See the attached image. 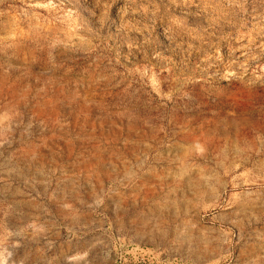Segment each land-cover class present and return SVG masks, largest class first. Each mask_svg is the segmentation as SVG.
I'll return each mask as SVG.
<instances>
[{"label":"rangeland","instance_id":"374dc122","mask_svg":"<svg viewBox=\"0 0 264 264\" xmlns=\"http://www.w3.org/2000/svg\"><path fill=\"white\" fill-rule=\"evenodd\" d=\"M0 264H264V0H0Z\"/></svg>","mask_w":264,"mask_h":264},{"label":"bare ground","instance_id":"6f19581e","mask_svg":"<svg viewBox=\"0 0 264 264\" xmlns=\"http://www.w3.org/2000/svg\"><path fill=\"white\" fill-rule=\"evenodd\" d=\"M251 43H252V42H251ZM241 59H242V58H241ZM251 59H252V58H251ZM204 61H205V60H204ZM208 62H209V61H208ZM231 66H232V65H231ZM235 67H236V66H235ZM207 68H208V67H207ZM207 68H206V69H207ZM179 69H180V68H179ZM178 72H179V71H178ZM179 74H180V73H179ZM189 74H190V73H189Z\"/></svg>","mask_w":264,"mask_h":264}]
</instances>
